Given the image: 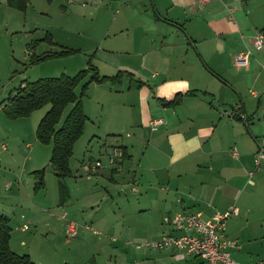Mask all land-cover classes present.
Returning a JSON list of instances; mask_svg holds the SVG:
<instances>
[{
	"label": "crops",
	"instance_id": "0c3cea01",
	"mask_svg": "<svg viewBox=\"0 0 264 264\" xmlns=\"http://www.w3.org/2000/svg\"><path fill=\"white\" fill-rule=\"evenodd\" d=\"M88 1L91 9H101L105 3L115 7L113 23L119 28L115 51L100 43L93 54L95 62H91L100 76L122 72L119 83L88 86L94 91L108 87V100L116 99L122 107L118 116L104 124L107 136L126 131L124 140L129 144L116 145L108 153H121V147L126 151L125 159L114 164L107 161L110 181L118 185L116 180L127 167L130 173L125 181L134 184L133 194L145 182L149 198L154 193L161 198L166 195L168 200L158 202L164 210L162 219L182 212L212 220L216 213L234 208L225 234L240 247L230 250L231 258L242 264H264V156L258 157L261 149L264 155V51L256 52L251 44L255 32H264V22L258 23L257 17L252 20L258 14L255 6L264 0H209L203 6L197 0ZM247 49L252 52L247 67H236L235 55ZM184 84L186 88L181 87ZM117 86H126L128 96L116 90ZM83 109L85 112L84 105ZM156 120L162 123L152 130L149 123ZM145 144L137 171L131 169L136 146ZM16 177L18 187L30 197L33 176L23 170ZM5 186L10 189L11 182ZM70 201L65 203L67 208L74 204ZM32 202L34 209L23 215L29 225L24 221L19 225L22 239L17 247L18 241L10 237V249L37 264H56L58 238L61 240L59 235L66 231L58 221L67 218L66 209ZM13 218L8 217L10 221ZM171 231L162 222L155 239ZM122 236L127 243L134 231L125 229ZM145 241L151 240H134L130 245L146 248L141 246ZM78 247L74 249L78 251ZM148 249L155 251L160 264L193 257L177 259L173 248ZM61 264L69 262L64 259Z\"/></svg>",
	"mask_w": 264,
	"mask_h": 264
},
{
	"label": "rangeland",
	"instance_id": "374dc122",
	"mask_svg": "<svg viewBox=\"0 0 264 264\" xmlns=\"http://www.w3.org/2000/svg\"><path fill=\"white\" fill-rule=\"evenodd\" d=\"M88 2L28 0L24 11H18L5 4V0H0V204L4 205L0 211L3 209L8 217L14 215L9 220L10 233L13 232L10 237L18 241L15 243L18 247L22 239L18 228L23 221L29 225V219L23 218V215L34 209L32 201L52 204V207L60 208V211L66 209L67 218L58 223L63 222L65 228L68 222L77 224L78 236L67 240L66 231L62 235L58 232L61 240L58 238V255L54 260L56 264H61L64 259L69 264H160L155 251L133 247L130 242L157 237L156 228L162 224L164 215L162 204L158 202L168 198L166 195L161 198V195L155 193L149 198L146 195L148 184L145 182H141L138 193L133 194L131 189L134 184L125 181L130 173L127 167L115 179L118 185L110 181L108 153L116 145L129 144L124 140L126 131L110 136L104 134L105 121L118 116L117 110L122 108L117 106L116 99L114 102L108 100V87H103L102 91L87 88V95L81 100L89 121L73 147L71 176L64 180L70 203L74 202L68 208L59 202V181L49 165L52 145L36 137L37 125L49 105L33 111L28 117L18 119L7 118L3 111L10 96L24 89L28 83L61 75L72 77L86 69L89 60L95 62L93 54L98 44L104 42V49L115 51L114 42L119 40V28L113 23L115 7H108L105 3L101 9H91ZM255 8L258 14L252 20L257 17L258 23H263L264 2H259ZM63 50H72L73 53L59 56ZM88 80L80 83L75 89L76 94L80 93L81 86ZM120 89L116 87L119 92ZM121 90L123 96H128L126 86ZM129 96L133 97L134 94ZM72 106L70 104L65 108L61 122ZM145 146H136L134 157L131 158L134 161L131 169L137 171L136 165L139 164ZM96 161L101 163V167L86 179L85 166ZM23 170L31 175L34 171L44 170L45 187L37 193L32 191L30 197L16 183V175ZM10 182L11 188L6 189L5 185ZM38 193L39 197L35 199L34 194ZM154 198H157V202L152 201ZM44 213L49 214L47 211ZM125 229L134 231L133 238L127 243V240L121 239ZM77 246L78 251L74 249ZM199 263L200 259L192 257L186 262L171 261L167 264Z\"/></svg>",
	"mask_w": 264,
	"mask_h": 264
},
{
	"label": "trees",
	"instance_id": "16d2710c",
	"mask_svg": "<svg viewBox=\"0 0 264 264\" xmlns=\"http://www.w3.org/2000/svg\"><path fill=\"white\" fill-rule=\"evenodd\" d=\"M46 1L51 2L52 0ZM26 3L27 0H7L9 7L19 11H24ZM72 53V50H63L59 56ZM39 60L37 59V61ZM88 66L87 69L79 71L72 77L61 75L30 82L24 89H20L13 96H10L7 104L3 107L7 118L18 119L28 117L33 111L49 105V110L36 128V137L39 141L52 145L49 165L59 181L58 191L61 205H64L69 199L64 180L71 176L70 159L73 155V147L75 142L82 136L87 121L81 100L86 95L87 88L91 83L111 82L116 84L119 83L123 75L122 72H118L113 77L100 76L92 68L91 60L88 61ZM90 73L92 74L88 82L83 84L80 93L76 94L75 89ZM192 94L193 92L187 95ZM177 98L178 95L175 102ZM171 103L167 102V104ZM70 104H73V106L61 122L63 112ZM125 154V148L121 147L122 160L125 159ZM43 174L44 170L34 171L32 174L34 178L32 191L34 193L45 187ZM9 240V219L0 214V264H37L32 262L27 255H18L12 252Z\"/></svg>",
	"mask_w": 264,
	"mask_h": 264
},
{
	"label": "built area",
	"instance_id": "2783aa9c",
	"mask_svg": "<svg viewBox=\"0 0 264 264\" xmlns=\"http://www.w3.org/2000/svg\"><path fill=\"white\" fill-rule=\"evenodd\" d=\"M208 1L197 0V3L199 6H203ZM251 44L256 52H263L264 32H255L251 39ZM251 56L252 52L249 49L239 51L234 58L235 66L247 67ZM262 67L264 69V63ZM161 123V120L151 121L149 126L152 130H156L157 126ZM263 156L261 149L258 157L262 158ZM120 158V152L114 153L113 155H109L108 162L109 164H114ZM100 167L101 163L99 161H96L94 164L88 163L85 167L86 177L90 178ZM232 212H234V208H230V210L224 213H216L212 220H204L197 214H185L182 212L165 215L162 222L172 228L171 233L162 235L155 240L142 242L141 246L156 250L173 248L178 252L177 259L193 256L200 258L202 260L201 264H242L236 262L230 255V250L240 247L239 243L225 234V224ZM23 229L26 230L27 226H24ZM86 229H88L87 226ZM77 235V225L73 222H68L66 225V239L76 238Z\"/></svg>",
	"mask_w": 264,
	"mask_h": 264
},
{
	"label": "clouds",
	"instance_id": "9594fccd",
	"mask_svg": "<svg viewBox=\"0 0 264 264\" xmlns=\"http://www.w3.org/2000/svg\"><path fill=\"white\" fill-rule=\"evenodd\" d=\"M181 87H182V88H186V87H187V85H186V84H184V85H181Z\"/></svg>",
	"mask_w": 264,
	"mask_h": 264
}]
</instances>
